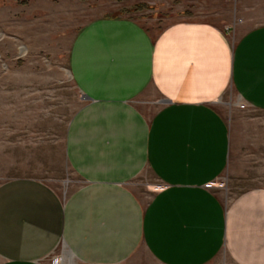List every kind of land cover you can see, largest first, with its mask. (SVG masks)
Returning a JSON list of instances; mask_svg holds the SVG:
<instances>
[{
    "label": "crops",
    "instance_id": "crops-1",
    "mask_svg": "<svg viewBox=\"0 0 264 264\" xmlns=\"http://www.w3.org/2000/svg\"><path fill=\"white\" fill-rule=\"evenodd\" d=\"M77 1L26 5L54 18ZM150 20L103 12L70 38L66 72L81 105L63 134L66 179L61 190L27 176L0 182V264H48L58 247L51 264H135L140 244L157 264H208L219 252L264 264V140L240 144L217 107L230 86L264 113V24L232 42L205 20ZM146 170L155 183L142 203ZM223 174L236 187L226 200Z\"/></svg>",
    "mask_w": 264,
    "mask_h": 264
},
{
    "label": "rangeland",
    "instance_id": "rangeland-1",
    "mask_svg": "<svg viewBox=\"0 0 264 264\" xmlns=\"http://www.w3.org/2000/svg\"><path fill=\"white\" fill-rule=\"evenodd\" d=\"M27 3L0 0V182L27 176L58 190L66 179L64 130L81 105L79 92L66 72L68 44L78 27L103 12L133 13L149 16L152 24L160 26L176 19L205 20L221 27L233 42L245 29L264 24V0H78L68 16L54 18L42 17L39 2L33 11ZM219 101L217 107L231 132L239 135L240 144L264 140V113L246 107L230 86ZM250 157L253 155H241L243 166L250 164L243 161ZM247 171L242 168L241 176H248ZM225 177L223 174L217 181L216 192L226 200L236 187ZM142 180L136 190L145 203L155 178L146 170ZM59 250L46 258L48 264L57 263ZM135 256V264H157L141 244ZM208 264L232 263L219 252Z\"/></svg>",
    "mask_w": 264,
    "mask_h": 264
},
{
    "label": "built area",
    "instance_id": "built-area-1",
    "mask_svg": "<svg viewBox=\"0 0 264 264\" xmlns=\"http://www.w3.org/2000/svg\"><path fill=\"white\" fill-rule=\"evenodd\" d=\"M54 261V260H53Z\"/></svg>",
    "mask_w": 264,
    "mask_h": 264
}]
</instances>
